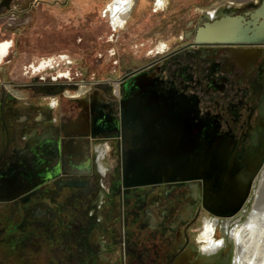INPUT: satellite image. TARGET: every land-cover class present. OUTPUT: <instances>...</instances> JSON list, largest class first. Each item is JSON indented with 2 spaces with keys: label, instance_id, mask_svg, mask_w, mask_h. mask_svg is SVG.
Returning <instances> with one entry per match:
<instances>
[{
  "label": "flooded vegetation",
  "instance_id": "flooded-vegetation-1",
  "mask_svg": "<svg viewBox=\"0 0 264 264\" xmlns=\"http://www.w3.org/2000/svg\"><path fill=\"white\" fill-rule=\"evenodd\" d=\"M18 1L0 0V172L25 171L39 186L0 202V264H235L264 176V45H197L195 34L207 17L253 10L261 0L244 10L231 4L203 12L178 47L120 62L121 76L89 81L87 94L69 97L61 117L53 113L61 108L58 98L75 93L79 74L72 79L58 70L62 51L47 54L42 41L49 27L29 14L43 4ZM166 5L157 1L158 8ZM105 7L121 28L134 4ZM108 54L116 57V49ZM112 65L116 71L118 63ZM135 79L149 91L199 101L198 153H220L210 194L205 180L125 187L124 158L141 148L145 127L158 136L175 127L173 115L122 116L124 88ZM82 114L88 117L80 124ZM79 125L85 136L77 134ZM248 157L259 172L242 210L227 217L209 211L213 190L224 197Z\"/></svg>",
  "mask_w": 264,
  "mask_h": 264
},
{
  "label": "water",
  "instance_id": "water-1",
  "mask_svg": "<svg viewBox=\"0 0 264 264\" xmlns=\"http://www.w3.org/2000/svg\"><path fill=\"white\" fill-rule=\"evenodd\" d=\"M195 36L197 45L263 46L264 0H261L253 10L223 13L214 20L207 17V21L197 28ZM124 90L121 108L123 117L144 115L152 118L158 115L167 118L173 115L175 118V127L170 130L162 128L161 131L165 132L162 136L145 127V134L140 142L141 148L129 151L124 158L125 187L149 186L163 179L173 182L205 180L210 194L211 188L216 185L217 175L220 174V169L217 168V163L220 162L216 161L220 153L212 149L203 155L198 153L202 145L199 101L162 89L149 91L140 79L130 81ZM86 103L87 108L89 104L87 101ZM87 117L88 114H82L80 124ZM79 126L77 134L85 136L83 125ZM213 146L209 145L210 148ZM216 146L215 149L220 147L218 144ZM255 162L253 157H248L245 161V170L238 166L240 168L234 173L232 187L223 193L224 197H217L220 195L216 189L213 190V199L205 202L206 208L224 217L241 211L247 202L251 181L259 172L257 164L252 166ZM205 163L206 167H203ZM25 176V171L0 172V202L13 201L24 192L39 186L37 183L31 184L33 177L27 181L28 177ZM24 180L26 184L23 183Z\"/></svg>",
  "mask_w": 264,
  "mask_h": 264
},
{
  "label": "rangeland",
  "instance_id": "rangeland-1",
  "mask_svg": "<svg viewBox=\"0 0 264 264\" xmlns=\"http://www.w3.org/2000/svg\"><path fill=\"white\" fill-rule=\"evenodd\" d=\"M116 0H19L17 3L43 4L30 12V18L49 28L44 37L47 54L62 51V69L80 82L75 93L69 89L61 100V108L54 115L61 117L70 98L84 97L91 87L89 81L107 80L121 76L120 62L130 65L133 60L154 59L152 53L178 47L181 36L196 27L202 13L231 4L247 9L260 0H167V5L157 6L158 0H133L134 8L125 17L124 27H114L112 18L106 17L107 7ZM221 5V6H220ZM23 19H21V22ZM17 29H20L17 26ZM111 36L114 40L109 41ZM43 44V45H44ZM143 48L142 52H137ZM116 49L117 56L108 51ZM49 55V56H50ZM118 67L112 70V62ZM67 65V67H65ZM113 66V65H112ZM77 72V73H76ZM76 73V74H75ZM75 74V75H74ZM63 83L66 80L62 81ZM86 83L85 85H83ZM70 97V98H69ZM53 99V98H52ZM51 99H49L50 101Z\"/></svg>",
  "mask_w": 264,
  "mask_h": 264
},
{
  "label": "bare ground",
  "instance_id": "bare-ground-1",
  "mask_svg": "<svg viewBox=\"0 0 264 264\" xmlns=\"http://www.w3.org/2000/svg\"><path fill=\"white\" fill-rule=\"evenodd\" d=\"M261 186L262 191L260 190L261 193L256 199L255 210L249 221V231H246L247 236L249 234L252 235L251 240L245 238V232L239 242L240 248L238 249V258L235 264H264V176Z\"/></svg>",
  "mask_w": 264,
  "mask_h": 264
}]
</instances>
